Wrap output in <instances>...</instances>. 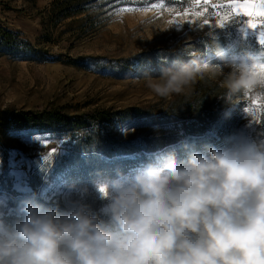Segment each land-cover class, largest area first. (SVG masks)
<instances>
[{"label": "clouds", "instance_id": "1", "mask_svg": "<svg viewBox=\"0 0 264 264\" xmlns=\"http://www.w3.org/2000/svg\"><path fill=\"white\" fill-rule=\"evenodd\" d=\"M208 35L204 54L162 67L147 87L166 98L222 78L230 105L264 86V47L232 54ZM179 144L183 159L170 145L126 173L68 185L63 209L31 194L9 222L0 201V264H264V136Z\"/></svg>", "mask_w": 264, "mask_h": 264}, {"label": "rangeland", "instance_id": "2", "mask_svg": "<svg viewBox=\"0 0 264 264\" xmlns=\"http://www.w3.org/2000/svg\"><path fill=\"white\" fill-rule=\"evenodd\" d=\"M50 1L0 0V26L52 57L38 61L0 56V111L57 109L72 115L139 107L158 113L175 96L189 90L166 98L157 96L147 87L148 77L135 75L132 58L137 53L181 49L212 31L227 35L230 42L249 38L264 47V18L245 16L234 6L244 0H124L98 26L89 21L70 23L81 16L55 23L43 21ZM253 23L257 25L254 29L250 27ZM224 24L229 25L221 28ZM117 60H126L133 75L111 76L108 62ZM238 103L240 122L233 134L254 136L255 124L264 113V86L230 105ZM106 129L124 140L165 131L166 126H141L129 120L117 121ZM68 138L64 132L0 130V201L5 213L11 210V200L32 193L38 179L37 194L64 203L68 185L57 176L49 178L48 171L53 160L67 151Z\"/></svg>", "mask_w": 264, "mask_h": 264}, {"label": "trees", "instance_id": "3", "mask_svg": "<svg viewBox=\"0 0 264 264\" xmlns=\"http://www.w3.org/2000/svg\"><path fill=\"white\" fill-rule=\"evenodd\" d=\"M124 0H51L42 15L43 21L57 22L67 18L70 23L89 21L98 26L104 16L116 4ZM46 35L43 34V38ZM220 43L235 51L238 55L246 51L256 52L261 46L254 39H239L230 42L227 35H218ZM212 37L203 35L181 49L155 48L137 53L132 58L135 75L140 78L158 77L162 67H171L175 63H186L197 52L204 54ZM0 56H9L18 60L47 61L51 59L44 51L31 45L3 26H0ZM109 74L115 78H127L133 75L126 60L109 61ZM216 80L197 82L187 94L175 96L165 109L158 113H151L139 107L123 109H102L92 113L65 114L57 109L23 110L3 109L0 111V130H37L42 132H64L69 135L67 151L58 155L48 171L50 177H58L65 184L91 186L93 181L101 177H115L117 172H128L136 166L146 163L151 153L166 146H175L178 159H183L186 152L179 142L185 138L195 141L196 146L211 143L222 146L226 139L233 134L240 122V106L234 108L222 99L224 89ZM229 102L236 104L238 98ZM137 121L141 126L162 127L166 130L156 133H145L138 137L119 139L109 132L106 127L117 121ZM264 136V113L259 115L255 124L254 136ZM50 172V173H49ZM48 176V175H47ZM41 180L36 181L37 188ZM35 194L42 204L64 203ZM29 194V195H31ZM28 196V195H26ZM24 197H16L10 201L11 210L6 212L9 222L12 213ZM99 207V202L94 204Z\"/></svg>", "mask_w": 264, "mask_h": 264}, {"label": "snow or ice", "instance_id": "4", "mask_svg": "<svg viewBox=\"0 0 264 264\" xmlns=\"http://www.w3.org/2000/svg\"><path fill=\"white\" fill-rule=\"evenodd\" d=\"M234 6L242 9L245 16H259L264 18V0H244L243 3ZM250 27L254 29L257 25L253 23ZM261 35L264 36V33H261Z\"/></svg>", "mask_w": 264, "mask_h": 264}]
</instances>
